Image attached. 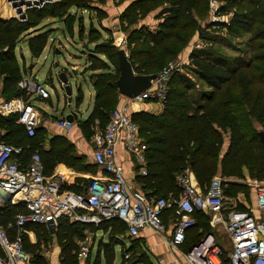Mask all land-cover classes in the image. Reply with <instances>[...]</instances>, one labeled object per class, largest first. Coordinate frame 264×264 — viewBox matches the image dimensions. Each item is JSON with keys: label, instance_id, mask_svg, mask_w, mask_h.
Listing matches in <instances>:
<instances>
[{"label": "trees", "instance_id": "16d2710c", "mask_svg": "<svg viewBox=\"0 0 264 264\" xmlns=\"http://www.w3.org/2000/svg\"><path fill=\"white\" fill-rule=\"evenodd\" d=\"M81 1L59 0L56 4L29 10L26 21L0 18V75H3V95L6 99L23 95L18 87L23 76L16 59L18 44L27 34L35 31L34 34L28 35L26 40L31 56L39 58L47 48L50 37L48 32H36L38 27L45 20L59 19L65 23L67 33L72 35L73 27H67L66 18L71 15L73 8L85 7ZM90 1H86L87 5H90ZM151 1L162 0H133L121 18L135 26L136 14L140 10L144 11L145 4ZM167 1L171 3V7L165 10L167 17L160 23L156 33L142 26L132 28L127 38L129 60L136 74L158 75L168 64L167 59L177 54V49L171 47L170 42L178 40L174 33L177 29L187 30L186 25L181 26V21L187 14L200 11V6L205 2ZM226 1L230 4L247 2L251 5L249 12H234L229 25L214 22V26L246 30L251 34L249 43L254 52L251 61L236 64L237 67H227L225 63L221 64L217 57H211L210 60V55L204 56V52H200V55L193 54L190 57L192 68L208 89L202 92L200 100L197 103L191 100L188 79L175 72L168 84L166 98L160 103L162 111L140 112L132 116L133 121L140 126L141 137L147 146V171L138 178L147 188L155 190V193L146 194L149 199H165L168 195L179 197L181 190L177 185V178L186 171H192L203 188H206L215 176H220L224 181L227 197L239 192L248 195L249 186L246 184L245 171H248L247 174L252 179L264 182V143L259 136L260 132H264V0ZM83 36L82 33L81 37ZM89 50V59H93L96 64L89 67L86 63L87 71L93 73L90 80L95 91V100L91 116L80 126L83 132L86 128L90 129L89 135H92L91 128L94 124H98L99 130H103L110 120L111 113L119 104L120 94L116 81L120 73L117 54L119 49L114 44L103 42L95 49ZM109 62L113 67H110ZM98 66L103 68H96ZM81 99L82 93L79 100L82 101ZM148 102L158 103L157 100ZM0 134V141L22 148L20 163L25 168L30 164L32 154L38 152L45 167V175L50 174L56 163H64L79 170L95 171L85 165L84 157L75 155L67 141L62 140L60 146L51 149L49 153L37 151L38 132L34 137H29L25 128L15 123V116H0ZM91 182L84 178L75 179L73 184L62 185V191L84 194ZM26 211L24 205H14L10 202L0 207V226L4 227V230L6 228L5 231L11 239L17 234V215ZM168 213L175 217L174 210ZM193 216L205 218L201 212H195ZM85 226L89 225L71 222L69 218L62 217L58 221L56 235H51L45 226L30 225L26 227V231L34 232L38 240L33 244L27 233H23V247L26 252L28 250L32 254V264H48L42 246H46L50 239H58L61 246V264H78L76 257L79 252H75V239L83 238L82 231ZM199 227L207 228L205 225L199 226L197 222L191 227L192 244H198L205 235L204 232L197 235ZM99 228H110L112 239L127 232V225L120 220L106 221L99 225ZM3 256L0 247V257ZM143 257L146 262L139 263L148 264V255Z\"/></svg>", "mask_w": 264, "mask_h": 264}, {"label": "built area", "instance_id": "2783aa9c", "mask_svg": "<svg viewBox=\"0 0 264 264\" xmlns=\"http://www.w3.org/2000/svg\"><path fill=\"white\" fill-rule=\"evenodd\" d=\"M57 1L5 0V5L12 19L26 21L29 10L41 9ZM159 77L151 89L129 101L162 102L168 87L163 83L165 77ZM18 87L25 96L49 97L45 88L28 75L22 77ZM10 115L15 116V123L23 126L29 137L36 135L39 121L35 108L24 102V97L3 100L0 85V116ZM56 125L66 134H70L74 127L64 118ZM93 144V160L103 176L95 177L86 193L76 194L62 191L61 178L45 175L39 153L32 155L25 168L20 163L22 148L0 141V201L10 199L12 204L24 205L27 210L16 217L17 234L14 239L0 229V247L4 253L0 264L31 263L22 238L30 225L46 226L53 222L57 227L62 217L97 227L106 221L120 220L127 225L128 236L137 238L147 229L156 234L165 233L167 227L163 215L170 210H174L178 219L170 242L173 249L184 243L186 230L195 226L194 213L203 210L217 215L232 240V251L224 256L222 248L207 237L186 255L189 264H264V182L246 183L254 189L256 200L254 210L245 211L236 209L235 203L225 195L224 181L220 176H215L205 191H201L192 184L187 172L180 175L177 185L181 192L177 199H149L145 194L130 191L125 167L117 158V149L122 145L138 163L144 165L147 146L141 137L140 126L133 121L127 107L116 108L111 113L106 127L94 135ZM146 171L143 169L142 174L145 175ZM88 252V247L82 246L80 256H86Z\"/></svg>", "mask_w": 264, "mask_h": 264}, {"label": "rangeland", "instance_id": "374dc122", "mask_svg": "<svg viewBox=\"0 0 264 264\" xmlns=\"http://www.w3.org/2000/svg\"><path fill=\"white\" fill-rule=\"evenodd\" d=\"M86 1L87 0L81 1V4L84 3L85 5L84 8H73L71 12V15H73L67 16L66 18L67 27L71 25L73 27L72 35L70 33H64L65 23L59 19L55 21L49 19L38 27L39 30L36 32H50L49 45L41 57L37 59L33 58L27 46L26 39L28 35L34 34L35 31H31L32 34H27L16 48V59L23 73L27 72L29 74L32 72L36 80L42 84L51 95L52 106L43 101H36V106L49 115L54 113L52 108L58 109L59 114L66 110L68 114L71 111H77L78 113L87 115L91 110L90 101L93 95V88L89 80V75L87 74V76L84 77L83 74L87 71L86 63H88L89 67L96 65L93 59H89V49L93 50L101 43L107 42L114 44L117 49H125L126 53L129 55L127 38L132 28L145 26L149 31L156 33L160 23L164 22L167 17V14L164 13L165 10L171 7V3L167 0L147 2L145 4V10H140L136 14V25L131 26L128 21H124L121 17L133 0H104V2L91 0L89 2L90 5H87ZM58 2L59 1L53 4ZM140 5H142V3L139 4V6ZM200 9V11L197 10L192 14H187L181 21V26L186 25L187 30L183 31L177 29L174 33L178 40H171L170 42L171 47L177 49V54L173 58H168V64L158 72L160 77H165V81L162 82L165 83L167 87L175 72L187 78V82L190 86L191 100L196 103L200 100L202 92L208 89L200 80L197 72L192 68L193 66L190 60L191 55H200V52H204V56L206 54L210 55V60L217 57L221 64L225 63L227 67H237L240 64H246L251 61L250 59L254 54L252 45L249 43L251 34L246 30L214 26V22H221L229 25L228 23H230L234 12H249L251 10V5L249 3L230 4L226 0H205L200 6ZM6 13L7 7L5 5V0H0V18L5 20L12 19V16H6ZM82 33L84 35L83 37H81ZM55 65L59 67L56 68ZM109 65L113 67L110 62ZM73 67H76V70H74ZM96 68L102 69L103 67L98 66ZM61 69L67 70L70 76L69 83L72 89V101L70 106L68 105V97L65 95L57 79V74L61 72ZM167 70L171 71L168 72ZM50 80H52V84ZM0 84L3 85L2 74L0 75ZM79 90L83 95V102L78 106L77 98ZM146 104L150 103L146 102ZM91 129L93 132H90L95 134L99 131L98 124H94ZM89 130L90 129L86 128L84 133H88L86 137L90 138L91 141L93 134L89 135ZM39 137L40 131L37 138ZM245 173L247 183H249V180L256 181L248 176V171H245ZM228 198L235 203V207L238 210L253 209L255 206L256 193L254 189L249 186L248 195L239 192L232 197L228 196ZM8 202L11 203V200L4 199L0 201V207L8 205ZM3 228L4 227L0 226V229ZM123 235H125V233L119 235V238L122 239V241H126L127 238L121 237ZM101 237L102 235L99 233L98 240H100ZM89 238H85L82 241L75 240L76 253L80 251V246L84 244V242L90 243ZM118 243L123 245L121 249H116L115 244ZM127 243L128 244H124L120 242V240H111L110 244L101 245L99 251H103L104 253L102 254L100 252V262L95 263L93 258L81 261L78 256L76 260L78 264H140L139 262H146L143 256L148 255V264H157L152 255L153 250L146 248L145 245L141 246L138 241ZM27 252L32 257V254L28 250ZM42 252L48 264H61V246L58 239H50L46 246H42ZM95 252L96 250H94V253ZM30 264H32V262Z\"/></svg>", "mask_w": 264, "mask_h": 264}, {"label": "crops", "instance_id": "0c3cea01", "mask_svg": "<svg viewBox=\"0 0 264 264\" xmlns=\"http://www.w3.org/2000/svg\"><path fill=\"white\" fill-rule=\"evenodd\" d=\"M7 11H8V13H6L5 15L9 16V14H10L9 9H7ZM48 20H45V21H48ZM51 20L55 21V19H51ZM38 30H39V28H38ZM44 32L50 33L49 31H44ZM44 32L40 31V33H44ZM64 33H67V30L65 29V27H64ZM49 41H50V38H49ZM49 41H48V45H49ZM73 69L76 70V67H73ZM31 71H33V70H31ZM64 71L66 73H68L67 70H64ZM87 74L89 75V80H90V77L93 73L86 71L83 74V76L85 77V76H87ZM25 75L26 76L28 75L29 77H31L32 79L37 81L36 77L32 74V72H30L29 74L27 72H24L22 77H24ZM50 76H51V73H50ZM90 82H91V80H90ZM50 83L52 84V80H50ZM91 84H92V82H91ZM1 86H2V98H3V100H12V99L19 100L20 97H24V102L30 103L35 108V110L37 111L38 121H39V125L37 127V132L39 133V131H40V137H39V141H38V145H37V151H42V153L43 152L49 153V151L51 149L58 148V146H60L62 140H64V141H67L72 146L73 152L75 153V155L77 157H84L85 158V165L86 166H90L91 168H94V170H95L94 172L90 171V170H86V169L79 170V169L69 167V166L65 165L64 163H56L53 166L52 171H50V174L46 175V176L61 178L63 180V185L64 184H66V185L73 184L75 179H79V178H84V179L92 181L95 177L103 176L102 172L97 168V166L95 165L94 160H93V151H94L93 138H94V135L98 131L95 134H93L92 140L90 141V138L86 137L87 134H85L83 132L82 127L80 126V124L84 123L91 116V114L93 112L94 100H95V91H94L93 85H92V88H93L92 94L93 95L91 96V101H90L91 110H90V112H88V114H87L88 116L84 115L82 113H78L76 111V113H78V120L73 122L74 127H73V130L70 134H66L63 130L58 128L56 125V122L58 120H60L62 118L66 119V117L68 115V112L66 110H64L61 114H59L58 109L52 108L54 113L49 115L48 113L43 112L38 106H36V101H38V100L41 102L43 101V102L49 104L50 106H52L53 104H52L50 94H49V97L47 99H43V98L38 97V96H25L24 93L21 91L23 93V95H21L20 97H14L11 99H6L3 95V85H1ZM45 90H46V88H45ZM80 97H81V93L79 91V95L77 98V101H78L77 104L78 105L82 104V102H83V95H82V99H81L82 101L79 100ZM129 100L130 99H127V98L122 97L120 95V100H119V104H118L117 108L127 107L129 109L130 114H131V117L134 114H137L140 112L160 113L162 111V107L160 104L161 102H158V103L149 102L150 104H146V102H148V101H145L143 103H136V102H130ZM11 116L12 115L1 116V117H11ZM117 158H118V161L120 163H122L125 167L126 177L128 180V187H129L130 191H132L134 193L139 192V193H142L145 195L155 193L154 189L147 188L143 184V182H141L138 178L139 175H143L142 170L145 169L146 163L144 165L138 163V160L134 156L129 154L124 149V147L122 145H120L117 149ZM30 161H31V158H30ZM21 165H22V163H21ZM186 172H187L189 178L191 179L192 184L195 186V188H197L198 190H201V191H205L206 188H203L199 184V182L196 178V175L192 171H186ZM252 181L253 180H249V182H252ZM64 191L65 192H71L69 190H64ZM86 191L87 190H85V192ZM177 198H175L172 195H170V196L168 195V198H165V199H177ZM245 210H254V208L253 209L252 208L251 209H245ZM200 212L205 216L206 219L203 217H200V219L195 218V221L199 224V226L200 225L207 226L206 229H204L203 227H199L198 230L196 231L197 235H200L203 232L205 233V235L201 238L200 241L202 242L207 237H210V239L216 245H218L219 247L222 248V250L224 252V256H228L232 251L233 243H232V240L229 237V235L226 233L223 225L218 221L217 215H214V214H212L206 210H203ZM163 221L165 223V226L167 227L165 233L156 234L152 230L147 229L145 231H142L140 233L139 237L130 238L126 232L125 235L121 236V237L127 238L126 241L125 240L122 241V239H120L119 236H117V238H115V239H112L110 228H108L107 230H104L102 228H99V226L97 227V226L92 225V224H85V225H89V226L83 227V231H82L83 232V238H81V239L76 238L75 240L76 241H82L83 239L90 237L89 238L90 243L84 242V244H82L80 246V249H79L81 251L82 246H85V245L89 246L90 245L88 247L89 252L87 253L86 256L81 257L80 251H79L78 258L81 261L93 258V260H95V263L100 262V259H101L100 252L102 254L104 252L99 251V247L101 245L110 244L111 240H115V241L120 240V242H122L124 244H128L127 242H133V241L137 242L138 241L141 244V246L145 245L146 248L153 250L152 255H153L154 260L157 264H189L186 260V255L191 251L192 247L194 245H196L194 243L192 244V242H191L193 240V238L191 237V234H192L191 230L192 229L189 228L186 230L184 243L182 245L178 246L177 249H173L170 246V242L173 238L174 228L176 227L178 219L173 217V215L168 213V211H167L164 214ZM99 233L102 235L100 240H98ZM27 235L29 236V240H31L30 242H32V243L34 242L33 244L37 243V236L34 232H27ZM200 241H199V243H200ZM96 244H97V248H96ZM115 245H116L115 246L116 249H118V248L121 249L123 247V245H121L120 243L115 244ZM94 250H96L95 253H94Z\"/></svg>", "mask_w": 264, "mask_h": 264}, {"label": "water", "instance_id": "95a60500", "mask_svg": "<svg viewBox=\"0 0 264 264\" xmlns=\"http://www.w3.org/2000/svg\"><path fill=\"white\" fill-rule=\"evenodd\" d=\"M117 54H118V69L120 73L119 78L116 81L118 93L122 97H125L127 99H134L140 94L151 89L153 86V82L158 78V75L157 74H154V75L136 74L129 60V55L126 53L125 49L123 48L119 49ZM55 66L56 68L59 67L58 65H55ZM57 76H58L57 79L65 95L68 97V105L70 106L71 101H72L71 99L72 89H71V84L69 83L70 76L63 69H61V72L57 74ZM66 120L72 123L77 121L78 113L71 111L67 115ZM259 136L262 142L264 143V132H260ZM0 138H1V135H0ZM46 227L51 235H56L57 227L53 222L47 223Z\"/></svg>", "mask_w": 264, "mask_h": 264}, {"label": "bare ground", "instance_id": "6f19581e", "mask_svg": "<svg viewBox=\"0 0 264 264\" xmlns=\"http://www.w3.org/2000/svg\"><path fill=\"white\" fill-rule=\"evenodd\" d=\"M4 9H5V7H4ZM7 13H8V11H7Z\"/></svg>", "mask_w": 264, "mask_h": 264}]
</instances>
